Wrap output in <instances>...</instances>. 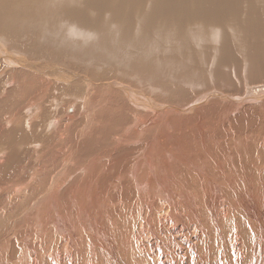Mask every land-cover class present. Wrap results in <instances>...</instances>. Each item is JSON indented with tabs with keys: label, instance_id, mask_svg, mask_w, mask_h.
<instances>
[{
	"label": "bare ground",
	"instance_id": "obj_1",
	"mask_svg": "<svg viewBox=\"0 0 264 264\" xmlns=\"http://www.w3.org/2000/svg\"><path fill=\"white\" fill-rule=\"evenodd\" d=\"M23 1L35 3L37 0H0V36L7 37L5 40L0 38V71L4 72V77L11 75V78L14 77L13 74H17L18 77L32 79V83H39L42 93L51 97V94L47 93L58 92V99L65 93L69 94L70 99L78 100L75 92L84 88L86 92L82 95V100L80 99L81 106L73 108L71 116L74 118L79 116V111L85 112L82 120L84 118L86 123L81 130L84 132L95 125H91L95 118L92 113L97 104L92 102V94L99 97L103 91L111 90L110 86L121 92L118 95V91H115L120 99L119 106L128 107L131 113L122 122L125 123L122 124L121 131L116 126L107 134L108 137H103L107 145L97 144L91 152L99 165L77 169L78 172L84 169V173H88L89 168H92L94 179L84 180L80 179L79 175L75 176L65 192L58 195L56 192L67 182L64 179L65 173L69 174L72 169L70 158H74L77 153L82 155L81 144H85L93 133L88 131L89 135H84L80 131L82 140L79 142L78 130L71 149L56 148L54 152L55 143L52 142L55 139H63L61 133L66 128L64 119L63 122L60 120L61 129H54L50 128V125L54 126L59 122L50 119L52 112L49 117H45L46 120L38 118L33 124L28 122L27 117L12 120L9 117L1 118V113V127L10 128L5 130L4 135L5 157L16 158L17 161L20 155L17 149L23 150L18 143L28 134L30 144L38 145L40 149L46 145L47 158L40 171L41 176H38L33 184L31 176H28L29 180L25 184L13 187L7 185L8 189L0 183V194L6 195L10 191L29 188V191L36 193L32 203L39 202V195H44L41 200L46 203L39 215L35 212L36 221L31 227V233L28 230L30 235L20 236L21 245L13 247L9 244L10 249H19L17 254L9 258L1 256L0 264H157L154 250L157 242L165 246V254L161 257L162 264H218V258H222L224 264H249L253 255L257 257L255 264H264L261 260L264 245L257 248L251 240L248 243L245 241V237L250 236V231L257 234L264 232V197L261 196L264 192V165H258L259 162L264 163V148L262 151L258 148L249 149L248 144L238 141L235 133L231 132L232 128L241 125L244 127L241 137L251 135L253 114L255 115L257 110L255 104L262 101L264 105V91L258 94L264 88L259 85H264V0H42V3L49 1L45 9H49V15L54 19L50 28L42 30L45 34L49 32L52 35L56 29L60 32V29H63L61 23L65 19L74 21L78 27L94 31L85 32L93 34L89 43L93 51L103 54L109 52V56H113L114 60H106L108 56L102 57L106 64L121 63L125 57L130 61V73H120L118 82L104 81L106 75L111 74L109 71L103 76L101 73H88L92 80L101 82L98 86L89 78H85L83 70L78 69V72L74 73L61 63L51 65L48 60L47 63L44 60L24 63L22 55L15 50H9V47L29 48L17 41L18 38L15 39L19 34L11 29L5 17L10 6ZM97 32H102V36L97 35ZM5 41L8 45H5ZM118 51L127 53L121 57ZM157 51L162 53L158 55L159 58ZM48 52L44 49L38 51V55L49 56ZM99 59L96 54V60ZM150 69L155 70L148 72ZM1 74L0 77H3V73ZM155 76H163L167 81L159 83L154 79ZM73 78L78 80L81 86L71 84L69 87L63 83ZM135 79H143L146 85L149 84L150 88H146V94L134 87L138 85ZM72 82L74 83V80ZM153 83L162 85L164 89L170 88L171 93L177 92L166 100L177 99L175 101L183 105H175V108L172 105L159 104L151 97L161 99L165 97V93L157 91ZM244 86H248L247 97L244 94L239 95ZM12 95L14 94H10L9 90L5 91L2 102H17ZM215 97H220L221 100ZM13 98L15 101H12ZM207 104L208 106H205ZM202 106L205 107L200 108ZM213 107H217L215 115H203L205 110ZM235 108L240 109V115L232 119L229 114L236 111ZM173 113L176 114L175 117H171ZM67 115L69 114L64 117ZM185 115L188 117L181 120ZM69 117L66 119H70ZM44 121H48L47 124H44ZM226 122H230L232 128L227 127ZM16 124L18 127L27 124L28 128H34V131L28 132L24 127L13 131L12 127H17ZM40 125L44 127L38 131ZM192 126L197 130L198 137L190 139L189 144L195 145L192 155L198 162L188 161L186 158L190 154L187 155L177 148V153L168 152L167 155L169 158L178 157L172 158L171 162L162 161L155 174V158L152 151L159 143L160 136L166 133L170 139L183 144L184 139L178 136V130H188ZM48 127L51 130H48ZM207 129H211L209 134L213 140L202 136ZM137 136L141 137L143 146L133 143ZM256 138L260 139L261 144L264 143L261 136ZM121 141L130 146L127 148L126 157H113L110 160V151L105 148L115 150ZM49 143L53 146L49 147ZM202 143H206V162L200 160L206 153L199 146ZM236 145H243L240 150L245 156L239 163L234 156L242 154L236 151V147H240ZM8 148L12 150L10 154ZM1 150L3 151L0 148ZM257 151L261 157H255ZM139 157L140 160H137ZM132 158L134 159L131 160ZM5 160L0 162V171L11 165L9 160ZM51 165L56 167L46 171ZM239 169L242 176L236 175L238 171L235 170ZM46 173V177L42 178ZM116 188L118 189L115 190ZM28 190L24 192V196ZM65 193L66 196L63 195ZM190 193L195 195L192 197ZM34 217L26 215L24 218L31 223ZM232 220L235 221L237 229L235 235L227 229L228 221ZM248 224L251 229L246 227ZM228 230L229 233L225 237ZM233 240L236 241L235 244L232 243ZM149 243L152 244V249L148 248ZM189 245L198 254L195 261L189 255ZM220 248L223 249L222 252L218 250ZM233 248L239 251V260L231 258ZM148 255L153 257L151 261L147 259Z\"/></svg>",
	"mask_w": 264,
	"mask_h": 264
},
{
	"label": "rangeland",
	"instance_id": "obj_2",
	"mask_svg": "<svg viewBox=\"0 0 264 264\" xmlns=\"http://www.w3.org/2000/svg\"><path fill=\"white\" fill-rule=\"evenodd\" d=\"M48 4H49V1L47 3H42V0H37L35 3H27L25 1H23V2H20L18 4L10 6L11 9L9 7V11L5 15L6 19H8L9 25H11V29L13 31L16 30L17 34H19V36L17 35V37L15 35V37H16L15 39L18 38L17 41L19 40V42H21L22 44H25L27 47H29V48H26L24 46L25 48L15 49V48H11V47L8 46L10 51L11 50H15L16 53L18 52V54L22 55V60H23L24 63H25V61L30 63L32 61H34V62H37V61L42 62L44 60V62H46L48 60L47 62L49 64L52 63L51 65H54V64H60L61 63V65H63L66 69L70 68L72 70V72L74 71V73L78 72V69L79 70H83V72L86 75L85 78H89L92 82H94V85H96V86L101 85V82H96V81L92 80L88 76V73H90V72H93V73H96V74H100L101 73L102 76H103L104 73L109 71L111 74L110 75L109 74L106 75V78L104 79V81L105 80L106 81L111 80V82H115L114 80H116L118 82V79H119L118 76H119L120 73H125V74H129L130 73V70L128 68L129 65H130V61L127 60V57L123 58V61L121 63L108 62L106 64L103 58H106L108 56L106 58V60L107 59L109 60V58L114 60L113 56L110 57L109 56L110 55L109 52L108 53L104 52V54H103L101 52L99 53V51H96V52L93 51L90 48V46H89V43L92 40L91 38H92L93 34H86L85 32L89 31V30H85L83 28L78 27L74 21H70V20L67 21V19H65L61 23V27L63 29H60V32H57V29H56L53 32L52 35L49 32H46L47 34H45L42 30L44 28H50L53 25V23H54L53 17H50V15H49V9H45V7ZM43 12H44V14H43ZM8 14H10V15H8ZM10 18H12L13 20L10 19ZM14 24H15V26H14ZM89 32H94V31H89ZM97 35L102 36V32L101 33L97 32ZM0 38H2L4 40L7 39V37H5V36H0ZM86 38H90V39L89 40H85ZM62 42H65L66 44H63ZM6 43L7 42L5 41V45H8V43L7 44ZM32 45H34L35 47L32 46ZM39 47H40V49L42 48L41 50L46 49V51H49L48 52L49 56H47V54L46 55H42V56L38 55V51H41L39 49ZM34 48H36V49L38 48V49L35 50ZM34 51H36V52H34ZM128 51L130 52L131 50L128 49ZM118 52H119L121 57H122L123 54L127 53V52L124 53L123 51H118ZM160 53H161L160 51H157V53H156L157 57H158V55L162 54V53L161 54ZM165 53L168 54L167 52H165ZM96 54L100 58L98 61L96 60ZM105 54H106V56H104ZM163 55H165V54H163ZM115 57L119 58L117 56H115ZM94 59H95V61H94ZM125 62H127V63L125 64ZM126 66H127V69H126ZM168 69H169V67H167L166 70H168ZM154 70L155 69H153V71ZM153 71H152V69H150L148 72H153ZM159 72H161V71H159ZM1 73H3V77H0V97H1L0 98V101H1L0 116H1V113L3 114L1 118L6 119V118L9 117V119L12 120L13 118H17V117L18 118L27 117L28 118V122L33 124L35 119H38V118H44L45 119V117L46 116L49 117V115H50L49 113L52 112L50 119L52 121H58L59 122V123L56 122V124H54V126L50 125V128L53 127L54 129H61L62 122H63V119H64L66 128L61 133V135L63 136L64 140L63 139H61V140L58 139V141H57V139H55L52 142V144L55 143L54 144L55 147H53L54 152H56V148H62L63 150L71 149V147L73 146V144L76 141L74 136H75V133L78 130L79 131L77 132V134H78V141L79 142H80V140H82L80 138V135H82V133L84 135H87L88 131L91 134L93 133L92 135L94 137L90 134L92 137L89 136V138L91 137V139L93 140L92 142L93 143L96 142V144L95 143L92 144L91 139H89V138H87L86 136L83 135V137L87 138L88 140L86 141L85 144H81V147H83V149H81L82 155L77 153L74 156V158H70V168H72V169L70 170L69 174L65 173L66 175H64V179H66L67 182H65L64 185H62L61 188L56 192L57 195H58V193L65 192V189L69 186V184L73 183V178L75 176L79 175L80 179L84 178V180H90V179L93 180L94 177L92 175L93 174V169L92 168H89V172L88 173H84V169H87L89 166H91V165H99V162L94 160V156L92 155L91 152L93 150H95L97 144L100 145V144L104 143V144L107 145V141L106 140L103 141V137L104 136L108 137L109 135H107V134H109L112 131V129L114 127H116V126H118L120 131H121L122 127H123V125L125 123V122L124 123H122V122L124 120H126L128 118V116L130 115V113H131L128 107L124 106L122 108V107L119 106L120 99L117 98V95H116L115 91H118L117 92L118 95H120L121 92L119 90H116V89H114V88H112L110 86L111 90L108 89V90L103 91V94L101 96H99V97H97V95L95 96L94 93L92 94V99L91 100H92V102H95L97 104V107L93 111L94 113H92L93 116L90 114L92 117H95L94 120H93V123L91 125H94V124L95 125L93 127L87 128V130L88 129L89 130L84 132V131H81V130H82V127L85 126L84 124L86 123V122L83 121V120H85L84 118L82 120V115L85 114V112L83 113L82 111H79V113H78L79 116L77 115L74 118L71 117L73 115V112H74L73 108H79L81 106L80 105L81 104L80 102L82 100L81 97L86 92L84 90V88L81 87L82 88L81 90L75 92V94L77 96L75 94L74 95H75V97H78V100L77 99L76 100L70 99L69 94H65V93L62 94L63 96H61V98L58 99V97L60 95L58 92L53 91V93H50V92L47 93V94H51V97H50L49 95H46V94L42 93L39 90V88H40L39 83H37V82L32 83V81H31L32 79L31 80H27V78L18 77L17 74H13L12 76H14V77H11V78H10L11 75H7L8 77L7 76L4 77V75H5L4 72L0 71V76H2ZM40 75H43V74L40 73ZM111 75L112 76L114 75V77L109 78L108 76H111ZM6 79L9 81V83H8V81L6 82ZM70 79L68 81L65 80L66 82L63 81V83L68 84L69 87H71L72 85H78L79 84V82H77L78 80H76L74 78L72 80H70ZM154 79L157 80L159 83L161 81L162 82H166L167 81L163 76H155ZM73 80H74V83L72 82ZM79 81L81 82V80H79ZM136 81L135 82L138 85H134V87L136 89H138L139 91H144L145 94H146V90H147L146 88L147 87L150 88L149 84L146 85L147 83L143 79H137ZM138 81L140 82V85H139ZM238 81L241 82L240 80H238ZM150 82H152V81H150ZM75 83H77V84H75ZM5 84H7V86ZM34 84H37V85H34ZM30 85H32V86H30ZM83 85H85V84H83ZM259 85H262V87H264L263 84H259ZM26 86H28V87L26 88ZM153 86L157 89V91H163V93H165V97H163L161 99H156L155 97H151L155 101H157L159 104H164V105H167V106H171L172 105V107H175V105L177 106L178 104L179 105H183V104H180L181 102L180 103L176 102L177 99H175L176 101L175 100H173V101H167L166 100L167 97H169L170 95L171 96L175 95V94H177V92L172 91V93H171V89L170 88H165L166 89L165 90L162 85H156L155 83H153ZM254 86L258 87V85H254ZM169 87H170V85H169ZM256 87L249 86V88H256ZM6 88H7V90H9L10 94L11 93L14 94L12 96L13 97L15 96L14 98L17 100V102H15V103L12 102L13 104H10L11 102H9V103L2 102V99L4 97L3 96L4 92L7 91ZM247 88H248V86H244L243 91L241 93H239V95H243L244 94L247 97V95H248V94H246L247 93ZM10 91H12V92H10ZM263 91H264V88L261 90V93L258 92V94H262ZM141 93L144 95L143 92H141ZM166 94H168V95H166ZM200 95L204 96V94H200ZM105 97H107V98H105ZM235 97H237V96H235ZM72 98H74V97L72 96ZM100 98H102V99L104 98L103 101ZM215 98L221 100L220 97H215ZM15 99L12 100V101H15ZM98 105H99V107H98ZM221 105H225V104H221ZM255 105L257 106V110L255 112V115L253 114V123H252L251 135L249 134L246 137H241V131L244 129V127L241 126V125L237 126L236 128H232V125L230 124V122H226L225 125L227 127H229V128H232L231 132L235 133V138L238 141L243 142L244 144H248L249 145V149L258 148V149H260V151H262L261 149L264 148V143L261 144L259 142L260 139L256 138V136H261V138H264V110H263L264 109V105H263L262 101L257 102ZM255 105H253V106H255ZM205 106H208V104L205 105ZM205 106H202L200 108H203ZM25 107H26L27 110L25 109ZM2 108L4 109V111H3ZM45 109H47V110L45 111ZM117 109H118V111L116 112ZM125 109H126V112H125ZM139 109H142V108H139ZM235 110L236 111H231L230 114H229V117H231L232 119H234L236 115H238V114L240 115V109L239 108H235ZM216 111H217V107H213L211 109L205 110L203 115L212 116V115H215ZM232 112L233 113L235 112V113L232 114ZM57 113L58 114L62 113V114L58 115ZM66 114H69L66 117L70 116L69 117L70 119L67 120L66 117H64ZM175 115L176 114L173 113L171 115V117H173V116L175 117ZM192 115H193V113H192ZM62 117H64V118H62ZM186 117H188V116L185 115V117H183L181 120H183V119L185 120ZM51 120H49V122ZM81 120H82V123H81ZM47 122L44 121V124H47ZM0 124H2V123L0 122ZM227 124H229L230 126L227 125ZM21 127H24V129L26 131H28V132L29 131H34V128L30 130V128H28L27 124H24L23 126H19V127L17 125V127H12V128H13V131L14 130L15 131H19L21 129ZM43 127H44L43 125L42 126L40 125V127L38 128V131L43 130ZM50 128L48 127V130H51ZM8 129H10V128H8V127L7 128H3L0 125V148L3 149V151L2 150L0 151V162H1V160L4 161L6 159L5 161L9 160V162L11 164V165H8L7 168H5L4 170L0 171V174L2 173V175L0 176V183H2L3 187L8 189L9 187L7 185H12V187H13V186H16L18 184L19 185L25 184V182H27L29 180L28 176H31V177H33L32 181H31V184H33L35 181H37L35 179H38L41 176L40 171L42 170V168L44 167V165L46 163L45 162V159L47 158V156H46V153H47L46 145H45V148L40 149L38 145L30 144L31 142L29 143L28 140H31V139H28L30 137H28V134H25V138L23 139V141L18 143V145L22 146L23 150H18L17 147L14 146V147H16L17 151L20 153V155L18 156L19 159L17 161H16V158L15 159H8L9 158L8 156L7 157L4 156L5 155L4 147L6 148V144L3 145V143H5V140H4L5 139L4 135H5V132H6L5 130H8ZM80 131L82 133H79ZM194 131L195 130L193 129V126L190 127V129H188V130H185V129H179L178 130V136L181 139H184L183 144L174 141V139H170L167 136L166 133L160 136V140H159L160 144L158 143L160 146L157 144L158 148L156 146L154 148V150L152 151V155L155 158V163H154V165H155V174L158 172V167L161 165L162 161L163 162H165V161L171 162L172 158L178 157V156H174V157L169 158L168 155H167L168 152L169 153H177V148H179L180 150H183V152L187 153V155L190 154L189 157L186 158L188 161H190V162L194 161L193 163L198 162V161H196L197 160L196 157H194L192 155V154H194V151H195V148H193V147H195V145H193V144L190 145L189 144L191 142L190 139L193 140V139H196L198 137L197 130L195 132ZM210 131H211V129L210 130L207 129V130L204 131V133H202V136H204V138L207 139V140H213V138L211 137L212 135L209 134ZM1 132H3V133H1ZM89 133H88V135H89ZM2 136H3V138H2ZM65 136H66L67 139L65 138ZM144 136H145V134L143 135V137ZM96 137L99 138V139H97ZM137 137H135L133 143L136 144V145L143 146L141 144V137H138V138ZM31 138L33 140H36L33 136H31ZM85 138H83V139H85ZM162 138H164L163 142H162ZM94 139H96V140L94 141ZM72 140H73V142H72ZM87 142L89 143L90 147H89ZM121 142L118 144V147L115 150L111 151L108 148H105L106 150L110 151V156H109L110 160L113 157H117L119 159H124L126 157L127 148H129L130 146L125 144L124 142H122V143ZM236 143H238V142H236ZM26 144H28V145L25 147L24 145H26ZM30 145H32V146L30 147ZM92 145H93V147H92ZM176 145H177V147H176ZM48 146L50 147V146H53V145H51L49 143ZM199 146L203 150H205L204 147L206 146V143L199 144ZM236 146H240L239 148L236 147V151H239L242 154L241 156H240V154H238L237 157L234 156L235 158L238 159L237 163H239V162H241V160L245 159V156H244L243 152L240 150L243 147V145H236ZM31 149H33V150H31ZM8 150H9L8 154H10L12 150H10L9 148H8ZM96 150H99V149H96ZM123 150H124V152H123ZM25 151H26V154H25ZM87 151H89V152H87ZM21 152H24V153H21ZM205 152H206V150H205ZM28 154H30V155H28ZM67 155H66V157H67ZM206 155L208 156L207 152L205 153V155L200 160H204L205 161V159L207 158ZM255 157H261V154L258 152ZM134 158H132L131 160H133ZM165 158H166V160H165ZM225 158L227 160H229L228 157L225 156ZM186 159L184 160L185 165H186ZM137 160H140V157L137 158ZM174 163H176V161H174ZM260 164L264 165L263 162H259L258 163V165H260ZM10 166H14V167L9 169ZM55 167H56L55 165H51V167L48 166V169L46 171L49 172V171H51L50 168H55ZM79 168H84V169H80V172H78L77 169H79ZM236 171H238V173ZM235 172H236L237 176H242V174H241L242 171H240V169L239 170H235ZM8 174L11 175L9 178L7 177V176H9ZM46 175H47V173L45 174V176L43 175L42 178H45ZM181 177H182V175H181ZM7 180H8V182H7ZM183 183L185 185H187L185 182H183ZM25 189L28 190L29 188H23V189H20L19 191H16V192H11L10 191V192L6 193V195L0 194V212H1L0 213V257L3 256V257H8L9 258V257H13L14 254L15 255L17 254L19 249L16 251V248H13V250H12V249H10V245L9 244L11 243L13 245V247H19L21 245L20 244V236L21 235L22 236L30 235V233H31V227L34 225V223L36 221V217H34L35 212H36V215H39L40 212L46 207V203L43 200H41L42 197H44V195H39L37 197V200L39 202L32 203L33 198L36 195V193L35 192L32 193L31 191L28 190L29 192L24 196L23 195L24 192H27ZM117 189L118 188H116L115 190H117ZM191 194H192V197L195 195L194 193H190V195ZM63 195L66 196L67 193H65ZM8 196H9V198H8ZM261 196L264 197V192L261 194ZM11 201H12V205H11ZM162 201H164V199H162ZM40 202H42V203L40 204ZM8 205H10V206H8ZM31 209H32V213H30ZM8 210H10V212ZM14 214H15V216L13 217ZM26 215H28V216L30 215V218H31V216L34 217L33 220L31 221V223H29L30 221H27V219L24 218V217H26ZM228 223H229V221H228ZM227 229H230L229 228V224H228V228ZM28 230L30 231L29 234H28ZM17 233H18V236H17ZM228 233H229V230L225 233V237H227ZM245 238H246L245 239L246 243L250 242V236H246ZM10 239H11V241H10ZM4 244H6V245H4ZM6 252H8V253H6Z\"/></svg>",
	"mask_w": 264,
	"mask_h": 264
},
{
	"label": "snow or ice",
	"instance_id": "obj_3",
	"mask_svg": "<svg viewBox=\"0 0 264 264\" xmlns=\"http://www.w3.org/2000/svg\"><path fill=\"white\" fill-rule=\"evenodd\" d=\"M169 223L172 224L171 221H169ZM133 227L135 228V225H133ZM246 227L251 229V225L250 224L246 225ZM229 228H230V233L235 235L237 229L235 227V221L234 220L229 221ZM250 240H251L252 244H255L257 246V248H259L261 245H264V232H262L260 234H257L256 232L250 231ZM232 243L235 244L236 241L233 240ZM152 247H153L152 244L149 243L148 244V248L152 249ZM175 247H179V245H175ZM154 250H155V253H156L155 259L157 261V264H162L161 257L165 254V246L163 244L157 242L156 245H155V249ZM218 250L221 251V252L223 251L222 248H220ZM144 254L147 255V253H144ZM189 255H190V257H191V259L193 261H195L197 259V256H198L197 252L192 248L191 245H189ZM231 258L233 260H239L240 253H239V251H237L236 248L232 249ZM147 259L149 261H151L153 259V257L148 255ZM256 259H257V257L255 255H253L251 257L250 261H249V264H255ZM261 260L264 261V255L261 256ZM218 264H224L222 258H218Z\"/></svg>",
	"mask_w": 264,
	"mask_h": 264
}]
</instances>
